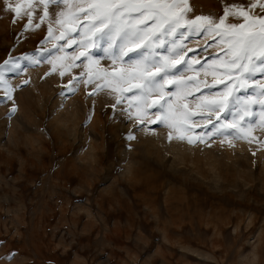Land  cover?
<instances>
[{"label": "rangeland", "instance_id": "rangeland-1", "mask_svg": "<svg viewBox=\"0 0 264 264\" xmlns=\"http://www.w3.org/2000/svg\"><path fill=\"white\" fill-rule=\"evenodd\" d=\"M202 2L207 10L195 6ZM231 2L190 0L195 8L190 16L218 18ZM60 7L50 6V17L39 28L34 17L25 29L23 17L5 11L0 0V65L9 61L0 85V264H264L259 115L246 118L255 137L244 141L246 147L241 142L232 150L213 136L203 143L217 145L210 155L202 146L194 154L171 148L167 133L163 142L158 138L161 125H138L121 112L127 100L114 108V94L89 95L92 85L79 79L87 61L71 59L79 49L48 36V24L56 36L61 31L51 18ZM204 36L187 38L186 50H194L189 58L211 67L224 45ZM92 54L111 71L100 49ZM58 55L68 59L56 60ZM13 63L21 66L19 72L7 70ZM62 63L78 66L65 69ZM212 71L194 75L205 96L219 98L224 85ZM253 94V89L236 93ZM185 103L197 110V99ZM252 110L261 111L258 105ZM193 119L204 123L199 115ZM145 129L158 141H145ZM232 135L230 130L225 137Z\"/></svg>", "mask_w": 264, "mask_h": 264}, {"label": "snow or ice", "instance_id": "snow-or-ice-1", "mask_svg": "<svg viewBox=\"0 0 264 264\" xmlns=\"http://www.w3.org/2000/svg\"><path fill=\"white\" fill-rule=\"evenodd\" d=\"M4 3L5 11L23 17L25 29H31L34 17L40 21L35 23L39 28L50 17V6L62 5L51 13L61 31L56 36L48 24V36L79 49L78 55L71 59L83 57L87 61L79 79L92 85L89 95L97 91L114 94V108L123 106L127 100V107H121L122 113L134 117L138 125L164 126L169 141L206 143L207 138L225 136L232 130L235 138L251 143L255 137L246 118L256 115L264 129V80L256 79L257 75L264 76V0H232L224 4L218 18L211 14L191 17L190 0H16L14 4L4 0ZM229 17L237 22H229ZM201 34L224 45L219 62L213 60L211 66L214 77L220 73L217 83L224 85L219 98L205 96L199 88L201 81L197 75L208 65L188 58V52L194 50H186L185 40ZM93 49H100L103 59L111 61V71L99 66ZM58 51H63V45ZM66 59L56 57L59 61ZM52 63L55 68V62ZM8 64L5 61L0 65V85L5 83L4 68ZM77 66L61 64L65 69ZM7 70L19 72L21 66L13 63ZM190 72L197 75L189 76ZM64 74L60 72L61 76ZM211 87L205 84V88ZM193 89L201 92L199 97ZM241 89H253L254 94L236 95ZM190 97L198 100L196 111L185 103ZM253 105H259V114L252 110ZM221 113L231 115L232 119L227 120ZM197 115L203 124L195 122L193 118ZM198 127L202 131L194 134Z\"/></svg>", "mask_w": 264, "mask_h": 264}, {"label": "bare ground", "instance_id": "bare-ground-1", "mask_svg": "<svg viewBox=\"0 0 264 264\" xmlns=\"http://www.w3.org/2000/svg\"><path fill=\"white\" fill-rule=\"evenodd\" d=\"M201 2V1H200ZM204 2V1H203ZM198 3V4H196L195 6L197 7V9H198V6H199V4H201L200 6H202L203 7V9H205V10H207V8H208V6L207 7H205V4L204 3ZM211 6V5H210ZM213 7H215V14H217V13H219L221 10H219L217 7L218 6H213ZM192 8H194V7H192ZM195 9V8H194ZM212 9V10H213ZM195 11V10H194ZM259 12V11H258ZM191 14V13H190ZM206 36V35H205ZM204 36V37H205ZM205 39V38H204ZM208 39V38H207ZM201 41V40H200ZM186 44V43H185ZM214 46V45H213ZM103 54V53H102ZM101 55V54H100ZM189 55V54H188ZM193 55V54H192ZM198 57V56H197ZM97 58H99V56L97 55ZM101 58V57H100ZM189 58V57H188ZM190 58H192V59H194L192 56H190ZM100 61H101V59H100ZM197 61H198V59H197ZM45 63H47V62H45ZM101 63H103V62H101ZM109 64H111V63H109ZM205 64V63H204ZM212 64V63H211ZM206 65H208V63L206 62ZM41 66V65H40ZM46 66V65H45ZM109 67V66H108ZM207 70V69H210L211 70V67H205L204 69H203V71L204 70ZM209 71V70H208ZM205 73H206V71H205ZM208 73V72H207ZM194 74H196V73H192V72H190V73H188V75L190 76V75H194ZM201 75V74H200ZM206 77V76H205ZM262 78V77H261ZM259 106V105H258ZM151 115V114H150ZM198 121V120H197ZM162 126V125H161ZM160 131L158 132L159 134H160V136L158 137V138H161V141L163 142L164 141V139H163V136H165L164 134L165 133H167L168 132V129H166L164 126H162L161 127V129H159ZM151 133L152 132H146V129L145 130H143V132H142V130H141V134H143V135H145V141H158V139L157 138H154L152 135H151ZM155 133H156V131H155ZM143 135H141V136H143ZM153 135H154V132H153ZM156 135V134H155ZM156 139V140H155ZM160 141V140H159ZM244 141H245V139H240V138H235L234 137V135H232V136H230V137H225V136H221L220 138L218 137L217 139H216V143H222V144H224V143H227L230 147H232V150H233V148L235 149V146L236 145H240V143L242 142V144L244 143ZM237 142H239V143H237ZM166 144H168L167 142H165ZM248 143V142H247ZM243 145H245V147L246 146H248L246 143L245 144H243ZM198 146V147H197ZM200 146H202V150H203V152H205V155H210V154H208V153H210V152H212V149L214 148V147H216L217 145H213L212 144V146H210L209 144H206V145H203V143L202 144H200V143H195V144H189V143H187V141H183V142H181V141H174V140H172L171 142H170V147L172 148V147H178V149H179V152H180V150H182V151H184V152H187V154L189 153V154H194V153H197V151H198V149L199 148H201ZM242 147V146H241ZM258 148V147H257ZM260 149V148H259ZM199 152V151H198Z\"/></svg>", "mask_w": 264, "mask_h": 264}]
</instances>
